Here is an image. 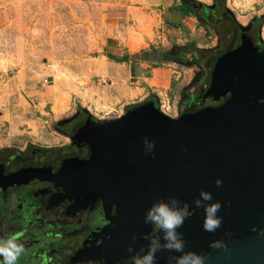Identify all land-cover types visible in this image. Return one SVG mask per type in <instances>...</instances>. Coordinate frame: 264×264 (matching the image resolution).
Wrapping results in <instances>:
<instances>
[{"label":"rangeland","instance_id":"374dc122","mask_svg":"<svg viewBox=\"0 0 264 264\" xmlns=\"http://www.w3.org/2000/svg\"><path fill=\"white\" fill-rule=\"evenodd\" d=\"M181 2L0 0V146L13 152H24L30 142L57 148L69 141L55 131L56 123L67 128L79 112L95 121L112 120L153 95L160 99V110L176 118L184 111L183 97L199 94L207 72L190 55L188 63L156 68L139 60L141 54L156 48L179 55L190 43L205 52L220 49L213 30L205 36L196 17H182L174 9ZM225 4L243 25L263 20L259 37L264 45V0ZM126 56L139 57L122 64L110 58ZM154 68L169 72L163 89L154 88L162 87L157 77L154 87L148 86Z\"/></svg>","mask_w":264,"mask_h":264},{"label":"water","instance_id":"95a60500","mask_svg":"<svg viewBox=\"0 0 264 264\" xmlns=\"http://www.w3.org/2000/svg\"><path fill=\"white\" fill-rule=\"evenodd\" d=\"M250 27L240 26L236 42L215 54L201 101L176 118L154 102L108 121L83 117L65 137L86 145L89 158L68 160L57 176L71 175L73 185L88 177L97 192L104 178L118 190L136 192L224 190L252 197L260 188L264 213V49L247 37ZM144 138L155 145L149 155ZM206 264H264V233L232 242Z\"/></svg>","mask_w":264,"mask_h":264},{"label":"flooded vegetation","instance_id":"af4514ba","mask_svg":"<svg viewBox=\"0 0 264 264\" xmlns=\"http://www.w3.org/2000/svg\"><path fill=\"white\" fill-rule=\"evenodd\" d=\"M208 7L215 9V3ZM230 16L234 19L231 13ZM201 25L205 34L215 32L220 48L213 26ZM189 96L183 97L182 104L187 106L184 111L193 108ZM184 111L179 110L178 115ZM81 116L86 115L77 114ZM57 148L63 150L61 156L50 159L49 154L28 147L24 152L0 147V240L13 238L23 245L16 264H136L138 256L126 249L129 245L137 250L146 247L147 237L159 234L155 225L144 223L143 216L154 201L169 196L184 202L187 219L179 231L184 234L186 251L208 259L223 251L209 247L215 240H223L227 248L232 242L247 241L264 233V213L260 212L262 204L259 205L257 192L260 188H256V194L250 193L252 197L247 192L234 196L224 190L208 191L213 196L211 202L222 205L218 212L221 227L209 233L202 228L203 209L193 212L192 202L200 191H121L104 178L97 192L88 177L81 185H73L71 175L59 178L57 174L68 160H87L89 148L70 142ZM31 169L42 172L27 171ZM133 235L137 238L134 245ZM158 255L159 264H164L166 253Z\"/></svg>","mask_w":264,"mask_h":264},{"label":"clouds","instance_id":"9594fccd","mask_svg":"<svg viewBox=\"0 0 264 264\" xmlns=\"http://www.w3.org/2000/svg\"><path fill=\"white\" fill-rule=\"evenodd\" d=\"M143 144L145 155L153 153L154 142L144 138ZM221 184L220 179L215 180L216 187H220ZM211 201H213L212 194L201 190L198 198L193 200L192 207L193 212L203 209V230L215 233L222 224V217L218 215L222 205L219 201ZM186 219L183 201L172 196L154 201L146 209L143 221L146 225H155L159 234L148 236L146 247L142 246L138 250L129 245L126 249L127 253L138 256L136 264H159L161 259L159 253H166L163 257L164 264H206L207 257L205 255L186 251L184 234L179 231ZM229 235V233H225V236ZM136 240V236L133 235L131 237L133 245ZM209 247L225 250L226 244L223 240H215ZM23 250V245L13 238L0 240V260L3 261V264H16V260Z\"/></svg>","mask_w":264,"mask_h":264},{"label":"trees","instance_id":"16d2710c","mask_svg":"<svg viewBox=\"0 0 264 264\" xmlns=\"http://www.w3.org/2000/svg\"><path fill=\"white\" fill-rule=\"evenodd\" d=\"M215 3V9H211L208 6L199 5L198 3L194 1H183L174 9L179 12L182 17H196L200 23H202L203 26L212 25L214 30L216 31L220 41L221 46L220 50L225 51L229 49L238 39V37L241 34V28L237 21H235L230 16V11L226 9L225 7V0H214ZM263 22L262 19H258L256 22L251 24V28L246 32V35L248 38L252 39L258 49V51H261L264 49L263 43L260 41L259 38V29L261 27V23ZM178 26V25H177ZM179 55H175L174 53L170 51H166L165 49H156L151 48L149 51H144L141 54V57L139 60L151 64L154 67H159L163 64H170V63H188L189 58L187 55H190L192 59H195L196 62L202 65V68L207 72L212 65L214 59H215V52H205L201 49L197 48L196 43H190L183 49H181L179 52ZM139 56H126V57H110L115 60L116 63H132L135 62L136 59L138 60ZM207 83V76L204 79V84ZM201 86L199 89V94L197 95H191L189 96L190 102L189 104H192L193 106L197 105L204 94L205 85ZM154 102L156 104V107L158 106V103L154 100V96L150 97V99H147L143 104ZM138 105H131L127 107L128 109H133L137 107ZM187 106L184 107V109ZM80 114L84 112H79ZM86 115V113H85ZM78 119V117L76 118ZM72 121L69 124V127L65 128L62 126V123H56L54 128L55 131L59 134L65 136L67 134V131L69 128L75 124V121ZM95 121L94 119H92ZM28 148H31L33 150L39 151L41 153L49 154V158L52 159L54 157H60L63 150L61 148H51V149H43V148H37L33 145L29 144Z\"/></svg>","mask_w":264,"mask_h":264},{"label":"crops","instance_id":"0c3cea01","mask_svg":"<svg viewBox=\"0 0 264 264\" xmlns=\"http://www.w3.org/2000/svg\"><path fill=\"white\" fill-rule=\"evenodd\" d=\"M229 10V9H228ZM230 11V10H229ZM232 15H233V17L235 16L234 15V13L233 12H230ZM236 17H234V20L235 21H237V23L239 24V26H242V27H247L248 26V23H246L245 25H243L242 23H240L237 19H235ZM201 28V27H200ZM207 35H209V34H206L205 36H207ZM208 38H210L209 36H208ZM157 72H160V73H157ZM131 73H133L132 72V70H131ZM157 74H159L158 76H157ZM156 77H157V79H159L160 81H161V83H162V87H154L153 86V82H154V80L156 79ZM168 79H169V72L168 71H166V70H162V69H156V68H154L153 70H152V78L147 82L148 83V86L152 89L153 87L154 88H156V89H163V88H165L166 86H167V84H168ZM154 96V100L155 101H157L158 103H160L159 101H160V99H159V97L157 96V95H153ZM184 101V100H183ZM183 101H181V104L183 103ZM1 114H0V120H1ZM15 127H14V131H15ZM59 135H61V134H59ZM64 139H66L67 140V138L65 137V136H63V135H61ZM29 144H31L32 145V143L30 142V143H28V144H25V149L28 147V145ZM63 145H67V143H62V144H60V146L59 147H61V146H63ZM1 147V146H0ZM1 148H8V149H11V148H9V146H7V147H1ZM54 148H56V147H54ZM46 149H51V148H49V147H47Z\"/></svg>","mask_w":264,"mask_h":264}]
</instances>
